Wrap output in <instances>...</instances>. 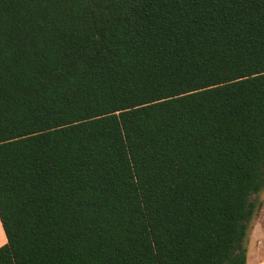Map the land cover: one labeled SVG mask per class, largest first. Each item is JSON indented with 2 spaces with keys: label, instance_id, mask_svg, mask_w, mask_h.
<instances>
[{
  "label": "trees",
  "instance_id": "trees-1",
  "mask_svg": "<svg viewBox=\"0 0 264 264\" xmlns=\"http://www.w3.org/2000/svg\"><path fill=\"white\" fill-rule=\"evenodd\" d=\"M264 192V0H0V264H247Z\"/></svg>",
  "mask_w": 264,
  "mask_h": 264
},
{
  "label": "rangeland",
  "instance_id": "rangeland-1",
  "mask_svg": "<svg viewBox=\"0 0 264 264\" xmlns=\"http://www.w3.org/2000/svg\"><path fill=\"white\" fill-rule=\"evenodd\" d=\"M258 208L249 222L247 236L243 242L247 250V264H264V192L253 197Z\"/></svg>",
  "mask_w": 264,
  "mask_h": 264
},
{
  "label": "crops",
  "instance_id": "crops-1",
  "mask_svg": "<svg viewBox=\"0 0 264 264\" xmlns=\"http://www.w3.org/2000/svg\"><path fill=\"white\" fill-rule=\"evenodd\" d=\"M7 236L5 234V231H4V228H3V225L1 223V219H0V247L4 246L6 243H7ZM248 262V260H247ZM260 264H263V263H260Z\"/></svg>",
  "mask_w": 264,
  "mask_h": 264
}]
</instances>
